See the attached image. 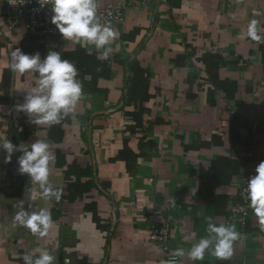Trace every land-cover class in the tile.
Returning <instances> with one entry per match:
<instances>
[{
  "label": "crops",
  "instance_id": "crops-1",
  "mask_svg": "<svg viewBox=\"0 0 264 264\" xmlns=\"http://www.w3.org/2000/svg\"><path fill=\"white\" fill-rule=\"evenodd\" d=\"M120 2L128 5L106 59L90 44L0 29V137L17 148L47 142L49 183L62 190L59 201L43 198L19 172L23 152L5 163L0 149V264L36 259L37 248L55 264H264L253 211L244 225L229 219L234 183L264 161V39L240 38L252 19L264 38V0H98ZM17 47L41 60L59 52L75 64L82 95L60 123L32 124L34 115L16 110L39 79L3 67ZM203 54L221 57L213 79ZM132 61L147 71L143 102L130 97ZM41 208L51 211L47 236L14 226L17 212ZM209 223L241 234L230 259L211 255L214 241L203 261L189 259L194 244L214 235ZM152 228L166 230L165 243L149 239Z\"/></svg>",
  "mask_w": 264,
  "mask_h": 264
},
{
  "label": "clouds",
  "instance_id": "clouds-1",
  "mask_svg": "<svg viewBox=\"0 0 264 264\" xmlns=\"http://www.w3.org/2000/svg\"><path fill=\"white\" fill-rule=\"evenodd\" d=\"M24 2V0H20ZM41 6L51 4V23L55 25L59 34L65 39L82 46L93 45L97 49H105L102 52L106 59L111 50L110 42L117 38L116 30L110 23L101 25L97 16L99 7L98 0H39ZM9 3L16 4L17 0H9ZM258 22L255 19L249 21L247 30L240 34V38H250L257 43L262 42L258 35ZM4 49H0L3 55ZM10 61L5 62L3 67L8 68L13 73L24 74L29 70L39 73L37 86L32 88L26 96L25 103L16 106L17 111H22L35 119L30 123L36 125H55L60 123L62 116L72 111L81 98L82 85L75 77L78 70L75 64L67 59H62L59 52H49L43 60L40 54H24L20 48L10 52ZM0 149L6 155L4 162L11 161L15 151H22L23 155L18 158L19 172L27 173L34 183H38L43 190L41 196L45 199L55 198L59 201L62 190H53L49 183V166L54 156L51 153L50 145L37 140L32 143L30 149L27 147L17 148L8 138L0 137ZM255 175L251 176L247 183V199L253 214L258 218L261 230L264 231V161H261L255 168ZM35 194L33 199H35ZM23 204V200L18 201ZM174 204V201H172ZM13 223L28 229L31 234L45 237L52 226L51 211L41 208L38 212L28 213L23 210L17 212L13 217ZM210 238H201L194 244L188 257L192 261H203L208 253L209 245L214 241L211 248V255L219 260H228L233 254V242L241 239V234L234 225L215 226L208 225ZM38 258L33 259V254L23 256L24 264H55L56 257L50 254L47 249L37 248ZM176 256H183L184 250L178 248ZM166 264H174L167 261Z\"/></svg>",
  "mask_w": 264,
  "mask_h": 264
},
{
  "label": "built area",
  "instance_id": "built-area-1",
  "mask_svg": "<svg viewBox=\"0 0 264 264\" xmlns=\"http://www.w3.org/2000/svg\"><path fill=\"white\" fill-rule=\"evenodd\" d=\"M128 3L107 4L98 7L97 16L101 24L110 23L112 27L123 23L125 8ZM51 4L41 6L39 0H17L16 4L9 3V0H1L0 4V29L14 30L20 26L37 37L41 42H47L56 38H63L55 25L51 23ZM256 173H249L242 183L235 182L237 191L230 198L229 219L240 225H244L252 209L247 199V183L251 176ZM167 232L163 228H152L149 239L165 243Z\"/></svg>",
  "mask_w": 264,
  "mask_h": 264
},
{
  "label": "trees",
  "instance_id": "trees-1",
  "mask_svg": "<svg viewBox=\"0 0 264 264\" xmlns=\"http://www.w3.org/2000/svg\"><path fill=\"white\" fill-rule=\"evenodd\" d=\"M119 62L124 63L125 61L120 59L119 56L113 55ZM200 60L205 64L206 70L213 79L217 76V70L219 64L222 63L220 55L217 54H203ZM131 72V88L130 97L136 102H143L148 98V78L146 76L147 71L140 67L137 61H132L129 66Z\"/></svg>",
  "mask_w": 264,
  "mask_h": 264
}]
</instances>
